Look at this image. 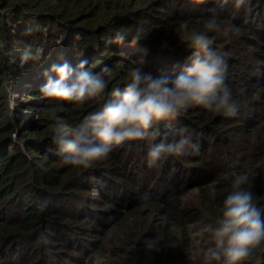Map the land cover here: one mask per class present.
I'll list each match as a JSON object with an SVG mask.
<instances>
[{
    "label": "trees",
    "instance_id": "trees-1",
    "mask_svg": "<svg viewBox=\"0 0 264 264\" xmlns=\"http://www.w3.org/2000/svg\"><path fill=\"white\" fill-rule=\"evenodd\" d=\"M213 17L240 28L230 40L208 33L227 62L225 83L247 89L237 116L194 106L160 122L156 141L186 128L199 150L151 168V138L87 168L60 162L57 118L74 124L96 110L136 64L156 77L179 74L196 55L183 37ZM139 25L151 30L136 43L112 41ZM0 40V264H202L208 244L198 227L215 217L235 172L249 171L264 208V0H0ZM30 44L44 49L41 59L18 67ZM81 59L92 71L112 69L104 97L40 98L44 69ZM244 264H264V242Z\"/></svg>",
    "mask_w": 264,
    "mask_h": 264
},
{
    "label": "clouds",
    "instance_id": "clouds-1",
    "mask_svg": "<svg viewBox=\"0 0 264 264\" xmlns=\"http://www.w3.org/2000/svg\"><path fill=\"white\" fill-rule=\"evenodd\" d=\"M245 0H235L238 6ZM35 24L26 32L39 30ZM151 29L139 25L134 32L117 31L112 41L122 43L128 39L134 44ZM240 28L230 19L219 22L215 17L204 21V30H191L182 42L196 55L191 63L174 77H156L145 70L144 63L132 66L119 86L113 87L100 106L88 111L74 124L57 118L51 129L56 155L64 165L90 167L94 162L108 157L117 146L136 139L151 138L145 154L148 167L158 166L169 156H183L199 150L187 129H178L172 139L160 135L162 121L176 119L194 106L215 112L223 117H235L243 106L246 87L238 94L225 83L228 65L223 56L212 47L209 32L232 39ZM59 43V41H58ZM5 41L0 40V49ZM44 49L27 45L20 53L18 67L41 59ZM87 59L72 66L67 61L52 63L44 69V83L39 88L40 98H59L62 101L83 105L105 96V74L112 69L104 65L99 71L89 68ZM15 98L9 97L8 107L14 109ZM144 199H148L147 196ZM206 237L208 247L203 253L202 264H244L253 249L264 242V208L258 206L251 188L247 170L235 172L230 187L220 201L217 214L198 227Z\"/></svg>",
    "mask_w": 264,
    "mask_h": 264
},
{
    "label": "rangeland",
    "instance_id": "rangeland-1",
    "mask_svg": "<svg viewBox=\"0 0 264 264\" xmlns=\"http://www.w3.org/2000/svg\"><path fill=\"white\" fill-rule=\"evenodd\" d=\"M23 95H24V94L21 92L20 97H23Z\"/></svg>",
    "mask_w": 264,
    "mask_h": 264
}]
</instances>
